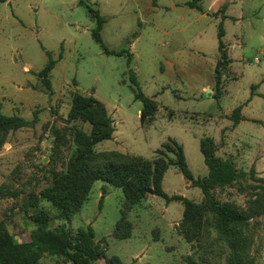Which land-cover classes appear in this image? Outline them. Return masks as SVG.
Masks as SVG:
<instances>
[{
    "label": "rangeland",
    "instance_id": "obj_1",
    "mask_svg": "<svg viewBox=\"0 0 264 264\" xmlns=\"http://www.w3.org/2000/svg\"><path fill=\"white\" fill-rule=\"evenodd\" d=\"M90 1L107 17L105 44L124 50L123 55L106 53L95 40L96 22L79 0L0 3L2 112L31 121L0 131V230L17 242H28L37 223L51 233L62 226L72 234L92 228L94 241L107 255L126 264H228L226 241H214L213 212L202 216V227L184 224L182 202H166L149 192L127 213L131 235L118 238L121 188L95 181L81 208L69 217L43 191L74 157L76 129L91 128L88 122L70 121L73 97L80 92L101 99L113 120V137L99 142L96 152L117 150L154 159L161 156L160 149L176 147L175 139L199 178L209 172L201 140L212 137L217 153L233 157L239 172L233 185L218 188L217 194L247 208L254 198L252 185L259 182L252 170L264 178V0H201L205 12L185 5L189 0ZM221 22L234 61L217 98L212 92ZM47 52L56 61L46 76L50 85L39 74L49 62ZM138 90L155 100L144 119L143 102L135 97ZM241 105L247 118L235 124L232 114ZM162 186L171 195L196 202L204 198L176 165L169 167ZM262 212L244 229L252 237L246 258L252 257L254 264H264V208ZM41 263L74 264L49 253Z\"/></svg>",
    "mask_w": 264,
    "mask_h": 264
},
{
    "label": "trees",
    "instance_id": "obj_2",
    "mask_svg": "<svg viewBox=\"0 0 264 264\" xmlns=\"http://www.w3.org/2000/svg\"><path fill=\"white\" fill-rule=\"evenodd\" d=\"M6 1L0 0V3ZM200 2L201 0H189L184 4L204 11ZM80 3L88 8L90 16L96 22L92 31L95 40L102 45L106 53L123 55L124 50L117 51L105 44L102 30L107 17L101 13L97 4L90 0H80ZM225 33L221 22L218 31L219 58L215 66L216 91L213 94L217 98L222 94L223 74L228 71L232 62L224 41ZM47 53L50 55L49 62L39 72L45 78L56 64L50 52ZM128 59V62H131L132 54ZM131 79L135 85L138 84L136 74L131 75ZM46 83L50 85L49 78H46ZM135 97L143 102L142 115L149 114L155 100L142 90L135 91ZM69 117L70 121L88 122L91 128L89 131L83 128L76 129L74 138L77 149L74 157L68 163L66 171L56 173L54 185L43 191L45 197L63 208L64 215L67 214L69 217L73 211L81 208L95 181L108 182L121 188L124 194L122 216L117 223L116 236L129 237L132 224L127 218V213L149 195V188L153 185L152 193L164 198L166 202L176 200L183 203L184 224L196 222L197 227H202V216L206 212L214 213V226L218 232V237L214 238V241L218 242L222 239L226 241L229 247L228 264H254L252 257L246 258L252 237L244 233V229L250 228V219L262 215L264 208V178L256 175L254 169L253 174L259 182L252 185L255 191L252 193L254 198L249 201L250 205L247 208H243L233 201L222 200L217 194L218 188L232 186L239 177V172L233 157H224L217 153L218 146L212 137L206 136L207 138L201 140L200 148L209 172L197 178L189 167L183 145L175 139L173 140L176 147L170 146L168 150L160 149V154L162 152L163 155L154 159L142 155L124 154L117 150L96 152L95 146L99 142L111 139L115 128L105 103L94 94L76 93ZM232 118L235 124L244 119L242 106L234 109ZM30 123L31 121L22 116L4 114L0 104V131L16 129ZM165 145L169 146L168 143ZM171 165L178 166L193 185L202 189L204 198L201 202L181 194L170 195L165 191L162 186L163 179ZM33 234L34 239L17 242L6 229H1L0 264H42L41 259L45 253L63 255L74 264H92L100 259H104L106 264H126L117 255L111 257L107 255L105 248L94 241L92 228L72 234L62 226L57 233H51L42 224L37 223ZM207 236L211 238V232H208Z\"/></svg>",
    "mask_w": 264,
    "mask_h": 264
},
{
    "label": "crops",
    "instance_id": "obj_3",
    "mask_svg": "<svg viewBox=\"0 0 264 264\" xmlns=\"http://www.w3.org/2000/svg\"><path fill=\"white\" fill-rule=\"evenodd\" d=\"M80 1V0H79ZM201 11V10H200ZM206 10L204 9V11H201V12H205ZM226 15V14H225ZM92 18V17H91ZM93 19V18H92ZM228 52H229V56L231 57V59H232V62L230 63V68L233 66V61H234V58L230 55V50H228ZM219 58V57H218ZM258 60V59H257ZM229 70V69H228ZM227 72V71H226ZM226 72L223 74V77H222V94H223V92H224V89H225V84L227 83L226 81H225V77H226ZM214 87H215V79H214ZM256 87V86H255ZM221 94V95H222ZM212 95H213V92H212ZM242 106V105H241ZM242 111H243V106H242ZM242 115H243V113H242ZM243 117H244V119H246L247 117L245 116V115H243ZM166 174V173H165ZM165 177V176H164ZM163 181H164V179H163ZM166 191V190H165ZM167 192V191H166ZM168 193V192H167ZM171 195V194H170ZM189 198V197H188Z\"/></svg>",
    "mask_w": 264,
    "mask_h": 264
},
{
    "label": "water",
    "instance_id": "obj_4",
    "mask_svg": "<svg viewBox=\"0 0 264 264\" xmlns=\"http://www.w3.org/2000/svg\"><path fill=\"white\" fill-rule=\"evenodd\" d=\"M142 119H144V115H142ZM153 189L152 188H149V192H152Z\"/></svg>",
    "mask_w": 264,
    "mask_h": 264
}]
</instances>
